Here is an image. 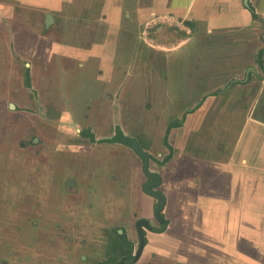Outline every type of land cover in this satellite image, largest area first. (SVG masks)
I'll use <instances>...</instances> for the list:
<instances>
[{"label": "crops", "instance_id": "crops-1", "mask_svg": "<svg viewBox=\"0 0 264 264\" xmlns=\"http://www.w3.org/2000/svg\"><path fill=\"white\" fill-rule=\"evenodd\" d=\"M16 1L0 0L1 8L5 9L4 15H0L3 116L9 115L11 119L7 120L15 124L17 119H24L37 133L47 131L48 140H54L51 144L58 147L55 154L65 156V161L55 171H49L48 155H44L37 180L34 175L24 173L22 182H13L9 162L13 159L12 152H17L18 132H15L17 139L0 135V202L11 196L10 201L16 203V190L28 182L32 187L35 185L36 193L41 195L44 190L50 195L56 194L60 202L76 198L77 195L65 191L70 176L66 170L75 164L70 159L72 154L86 153L88 149H76L67 141L73 140L72 132L82 124L84 113L91 112L100 97L104 99V83L113 79L107 91L115 99L105 97L109 100L108 108L110 100L119 106L118 127L125 136L144 134L153 159L150 168L162 178L160 190L167 199L165 215L171 233L167 238L177 237L180 227H177L175 212L181 209L183 215L188 214L186 231L203 235L200 240L195 235L183 240L206 253L204 264H212L208 255L214 257V264H264V80L261 79L264 72L257 62L264 48V0H250L259 20L253 18L243 0H72L69 7L65 5L67 2L62 5L54 0L55 28L38 35L40 53L36 52L37 47L33 49L39 66L46 63L50 68L59 55L76 63L74 71L70 70L66 79H58L57 84L58 92L63 87L68 96L64 100L73 106L71 111L68 104H57V110L68 114L75 127L72 121L49 119L44 114L36 119L23 112L6 113L2 99L11 97L13 90H24L22 70L8 59L13 40L7 41L2 35L8 22L7 12L15 11ZM19 1L22 4L23 0ZM63 7L67 9L63 11ZM145 11L156 15L146 24V29L140 23ZM167 13L171 14L168 19ZM46 14L49 13L45 12L40 22ZM40 22L32 23L39 25ZM175 23L180 27H175ZM33 24L27 25L31 29ZM163 25L187 32L189 37L164 46L149 40V30ZM14 44L19 53L26 46L18 49ZM262 60L264 66V55ZM249 67L255 72L246 82L244 73ZM231 80L237 84L228 94L212 95ZM194 93L197 96L189 105ZM121 99L128 105L140 99L141 103L136 104L142 107L136 111L140 120L133 118V112L122 121ZM162 99L166 101L160 107ZM57 100H61L59 95ZM149 104H155L160 114L158 119H148L142 114ZM106 114L109 115L108 110ZM159 117L166 127L176 119L183 121L178 128L168 129L172 156L163 141L159 144L151 139L149 123L156 124L161 121ZM164 135L165 132L163 138ZM102 151L107 155L103 184L109 193L116 197L124 193L126 175L133 172L139 187L145 182L142 161L130 147L105 146ZM165 155L171 156L165 164L154 162H162ZM127 159L132 161L131 167L126 164ZM19 170L22 172V167ZM92 188L91 182L80 186L79 192L90 194ZM144 194L137 189L142 202ZM149 200L152 211L154 201ZM17 209L22 213L19 204ZM18 222L14 227L19 230H14L17 235L12 239L24 242L27 231L21 218Z\"/></svg>", "mask_w": 264, "mask_h": 264}, {"label": "flooded vegetation", "instance_id": "flooded-vegetation-1", "mask_svg": "<svg viewBox=\"0 0 264 264\" xmlns=\"http://www.w3.org/2000/svg\"><path fill=\"white\" fill-rule=\"evenodd\" d=\"M18 1H16V6L13 7L15 10L20 9L21 1ZM33 1L37 0H23L22 4H36ZM44 1L52 4L54 0ZM72 4V0H67L65 5L69 7ZM27 7L34 9L32 6ZM0 10V15H4L5 9L0 6ZM13 15H15V11L8 13V22L4 24L2 35L7 37V41L13 40L10 46L11 56L9 54L7 56H9V61L15 62L17 69L22 70L26 87L24 89L23 86L24 90L22 91L13 90L11 97L2 99L6 106V113L23 112L36 119H40L39 116L44 114L49 119L72 121L73 123L74 121L69 118L68 114L57 110V104H68L69 109L73 110V106L69 105V101L67 103L64 100L68 97L65 94L66 91L62 87L58 92L57 84L58 79H66L67 73L70 70L74 71L76 63L72 58L59 55L52 61L50 68L46 63H42V66H39V61L35 54L36 52H41L39 50L41 40L38 39V35L43 34L47 30L52 32V29L55 28L54 13L46 14V17L39 25L32 23L36 20L23 21L21 19L20 22L25 25L33 24L37 33L34 45L30 46L31 42L25 43V49L21 53L14 48L15 37L20 29L11 21V16ZM167 15L170 16L171 14L167 13ZM155 16L149 11L142 13L140 23H142L144 29L148 26L146 24ZM41 28L43 29L40 33ZM56 32L59 31L57 30ZM34 47H37L36 52H34ZM112 81L113 79H109L104 83L106 91L103 95L104 99L101 100L102 97H100L96 106L91 108V112L84 113L82 124H78L79 128L74 129L72 132L74 133L72 134L73 140L67 141V144L74 145L72 147L76 149L81 147L88 149L86 153L77 152L75 155L72 154L70 159H72V162L74 160L75 164L73 168L66 170L70 171V176L68 177L65 191L69 194L77 195L76 198L70 199L69 201L71 202L68 201L69 203L63 200L60 202L56 194L52 193L50 195L45 193L44 190L41 195L38 192L36 193L35 185L32 187L28 182L16 190V203L10 201L11 196H8L6 198L7 201H4V203L0 202V264H204L205 256L201 253H206L202 249L191 247L188 242L183 240H187L194 235H196L195 238L200 240L203 235L200 232L186 231L187 220L185 217L188 214L183 215L181 209L175 212L178 217L177 227H180L176 234V239L167 238V236L171 235L168 231L170 225L168 220L164 232L159 233L162 225L155 217V208L159 201L146 195L149 199L153 198L154 201L152 211H150L151 207L148 204L150 200L145 206L142 199L137 195V189H141L143 192L142 185L148 181L146 176L145 182L139 187L135 179L136 174L129 169V172H133V174L127 175L128 181L125 192L120 193L118 197L114 193H109L106 186H104L103 170L107 155L103 153L102 149L105 146H124L121 140L126 137L136 139L141 147L149 153L144 134L140 135L137 132V135L130 133L131 135L125 136L121 128L116 124L115 115L116 111L119 110V106L110 100L111 106L108 108L107 101L109 100L105 99L107 96H112L107 91L110 89ZM132 87L133 85L130 86V88ZM135 87L139 88L136 82ZM26 92H29L32 101L29 105L24 102ZM38 94L39 97L37 96ZM58 95L59 99H61L60 102L57 100ZM112 97L110 99H115ZM165 101L166 99L161 100L160 107L163 106ZM121 103H124L123 108L120 110L122 121L131 117L133 112L135 113L133 115L135 120L141 119L136 115L138 110L136 104L141 103L140 99L134 105H128L123 102V99H121ZM118 104L120 105V103ZM107 110L109 115L106 114ZM7 119H11V117L9 115L3 116L0 104V135L17 139L15 133L17 131L19 138L16 146L17 152H12L13 159L9 162L11 163L9 172L12 175L11 181L22 182L25 178L24 173L34 175L35 180H37L40 161L44 155H48L47 167L49 171H55L57 167L64 164L65 160L63 158L65 156L59 157V155L55 154L58 151V147H54L51 144L54 140H48L50 136L47 131H38L37 133L34 128L28 126L30 123L25 122L24 119H17L16 124ZM65 123L68 124V122ZM72 125L75 127L74 123ZM171 125H175V123L169 125V130L173 129L170 128ZM141 130L144 132L143 127ZM170 136V132H167L162 139L165 147H167L166 143L169 144ZM152 160L151 158V162H153ZM154 162L160 164L159 161ZM20 167H22V172L19 170ZM64 168L62 169L64 170ZM46 180H49L48 176L45 178L47 183ZM91 182L93 183V188L89 191L90 194L84 195L85 191L83 193L82 191L79 192L80 186ZM186 190L188 189L186 188ZM18 204L22 213L18 212ZM146 213L151 214V217H147ZM183 213H187V211H183ZM163 215H165V210ZM78 217L83 219V221L86 218H90L91 222L89 224L93 227L95 225L94 220L97 223H101V236L104 240L102 241L104 245L101 256L97 253L93 256L90 251H87V248L88 250H93L97 243L93 239L92 231L88 230V224L83 228L82 222L76 219ZM20 218L24 221V230L27 231L24 242L12 239V236L17 235L14 230H19V228L15 229L14 226L20 224L18 222ZM71 220H73L72 226L74 229L72 228L68 232L71 227L69 225ZM139 229H141V233ZM70 233L77 234L79 239L69 236ZM75 244H78V247ZM199 251L202 252L200 253ZM208 258L214 264V257L208 255Z\"/></svg>", "mask_w": 264, "mask_h": 264}, {"label": "rangeland", "instance_id": "rangeland-1", "mask_svg": "<svg viewBox=\"0 0 264 264\" xmlns=\"http://www.w3.org/2000/svg\"><path fill=\"white\" fill-rule=\"evenodd\" d=\"M66 2H67V0H58L57 1V4L64 5ZM33 3H36V4H34V5L21 4L20 9L19 10H15V15L11 16V21L15 24V26H17V28L20 29V31H18V33H17V35L15 37L16 46H17L18 49H20L21 47H23L25 43L34 41L35 40V36H36V34H35L36 30L34 32V26L32 25L31 26V29H30L29 26H27V25H25V24H23V23L20 22L21 19L23 21H26V20H36L37 22H40V20L43 17V15H44L45 12H48L49 14H53L54 13L53 11H54L55 1H53L52 4L50 2L44 1V0L33 1ZM27 6H29V7L32 6V7H34V9H29ZM66 9H67L66 7H63V11H65ZM9 12H10V10L8 11V13ZM8 13H7V15H8ZM42 29L43 28H41L40 33L42 32ZM37 32H38V30H37ZM167 41L165 43L163 41L156 40L155 43L164 46V45H170V44L173 45V43L176 42V40H172V39H167ZM252 69H254V68L253 67H249L246 70V72L244 73L245 78H246L247 73L250 74V75L252 73H254V72H252L253 71ZM231 81H233V80H231ZM23 86H24V89H25V87H26L25 86V83L23 84ZM207 86H210V85H207ZM37 96L39 97V94ZM194 96H197V93H194L193 96H192V98L188 101V104L189 105H191L193 103ZM24 102L26 104H28V105L32 102L31 101V98H30L29 92H26V95L24 97ZM35 102H36V100H35ZM138 109L141 110L142 107H138ZM146 109H147V111H142V114L144 116H147L148 119H158V116H160V114L156 110L155 104H152V105L149 104V105H147L146 106ZM260 113H261V111L258 112V114H260ZM198 117H200V116H198ZM159 119L161 121L157 122L156 124L149 123V128L152 129V134H151L152 137H151V139L154 140V141H157L159 144H161L162 139H163V134H164V132H165V134L168 132L169 127H166L165 121H163L162 118L159 117ZM173 123H181V121L178 120V119H176V120L173 121ZM127 134L129 135V133H127ZM167 142H168V139H167ZM125 147H127V146H125ZM168 152H169V150H168ZM165 156H163V157H165ZM126 164L132 166V161L129 160V159H127ZM127 174H130V173H127ZM127 179H128V177H127ZM144 195L145 196H143V204L146 205L147 204L146 202H148L149 199L146 196V194H144ZM146 215H147V217H151V214H147L146 213ZM76 219H79L82 222L83 228H85V226L88 224V230H91L92 231V234H93V237H94L93 239L97 243L94 246L95 248L93 250H88V248H87V251H90V254L93 255V256H94V254L96 255V253L101 256V254L103 252L102 247L104 245V243H102V241H104V240H103V238L101 236V234H102V225H101V223L100 222L97 223V221L94 220V224L95 225L93 227L91 224H89V222H91L90 221V218H86L85 220H87V221H85V220L83 221V219H81L79 217L76 218ZM72 223H73V220H71V222L69 223V225L71 227L69 228V231L68 232H70L72 228L74 229V227L72 226L73 225ZM75 233H76V231H75ZM75 233H70L69 236L74 237V238H76L78 240L79 237ZM62 235H63V233H62ZM65 236H68V235H65ZM75 245L78 247V244H75ZM199 252L201 253L202 251H199ZM201 254L204 255L207 258L206 254H204L203 252ZM206 258H204V259H206Z\"/></svg>", "mask_w": 264, "mask_h": 264}, {"label": "water", "instance_id": "water-1", "mask_svg": "<svg viewBox=\"0 0 264 264\" xmlns=\"http://www.w3.org/2000/svg\"><path fill=\"white\" fill-rule=\"evenodd\" d=\"M244 6L249 9L250 8V0H243ZM252 72H255L254 69H252ZM251 72V71H250ZM250 74L247 73L246 78L244 79L246 82L249 81ZM206 97H210L207 95ZM188 114H190V111H187ZM116 124L119 126V114L116 111ZM183 122V121H181ZM121 143L124 146L130 147L134 153L141 158L143 162V173L147 177V182L143 185V192L147 196H151L159 201L158 205L155 208V217L156 219L161 223L162 227L161 230H159V233L164 232L165 227L167 225V219L164 214V210L166 209L167 205V199L165 194L160 190V187L162 186V178L159 175V173L154 172L150 169V163H151V155L147 153L140 145V143L136 139L132 138H123L121 140ZM170 144H168L167 148L169 149ZM172 151V147H171ZM172 156V152L170 154ZM169 156V155H168ZM171 156H169L171 158ZM164 160V159H163ZM141 233V229H139ZM142 236V234H140ZM196 236V235H195ZM143 242V238H142ZM213 252V250H210Z\"/></svg>", "mask_w": 264, "mask_h": 264}, {"label": "trees", "instance_id": "trees-1", "mask_svg": "<svg viewBox=\"0 0 264 264\" xmlns=\"http://www.w3.org/2000/svg\"><path fill=\"white\" fill-rule=\"evenodd\" d=\"M250 11L252 12V16L254 19L256 20L260 19V17L255 14L254 9L252 8L251 5H250ZM262 22L264 24V20H262ZM147 36L149 40H159V41H163L166 43L167 39H172L178 42H182L183 40L189 37V34L187 32H182L173 27H168L166 25H163V26H155L151 28L149 32L147 33ZM263 55H264V48L259 52L258 58H257L258 66L264 72V66H263V60H262ZM261 79L264 80V76ZM236 84H237L236 82H230L226 84L225 86H223L222 88L216 89L212 95L217 96V95H222V94H228ZM178 126H179V123L178 124L175 123V125H171L170 128H175ZM166 145L168 146L167 143ZM169 150L170 152H172L171 147H169ZM169 159L170 157L167 156L162 162H160V164L166 163Z\"/></svg>", "mask_w": 264, "mask_h": 264}, {"label": "built area", "instance_id": "built-area-1", "mask_svg": "<svg viewBox=\"0 0 264 264\" xmlns=\"http://www.w3.org/2000/svg\"><path fill=\"white\" fill-rule=\"evenodd\" d=\"M168 18H169V16L166 17V19H168ZM174 26H175V27H180V24H179V23H175Z\"/></svg>", "mask_w": 264, "mask_h": 264}]
</instances>
